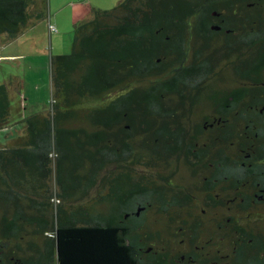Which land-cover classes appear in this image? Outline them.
Masks as SVG:
<instances>
[{
    "label": "trees",
    "instance_id": "16d2710c",
    "mask_svg": "<svg viewBox=\"0 0 264 264\" xmlns=\"http://www.w3.org/2000/svg\"><path fill=\"white\" fill-rule=\"evenodd\" d=\"M252 1L121 0L93 9L74 25L73 52L50 58V114L26 115L21 127L10 123V84L0 85V128H10L0 143V264H155L140 252V234L156 218L157 191L169 189L159 177L169 178L171 156L181 153L155 144L160 135L172 138L169 125H159L171 123L174 107L203 105L202 96L190 101L198 85L190 62L201 69L203 51L213 49L234 58V37L217 35L216 23L225 16L235 27L242 15L248 32ZM45 5L0 0V36L15 39L46 19ZM248 45L233 80L215 79L234 72L210 62L205 90L226 129L237 122L243 139L257 133L264 144V44L253 54Z\"/></svg>",
    "mask_w": 264,
    "mask_h": 264
},
{
    "label": "flooded vegetation",
    "instance_id": "af4514ba",
    "mask_svg": "<svg viewBox=\"0 0 264 264\" xmlns=\"http://www.w3.org/2000/svg\"><path fill=\"white\" fill-rule=\"evenodd\" d=\"M249 7L248 32L241 26L242 21L248 24L242 15L235 18V27L227 26L225 16L216 23L217 35L234 37V58L229 51L213 49L203 51L201 69L190 62L191 78L198 84L190 101L202 96L203 105L174 107L171 123L159 125L160 130L169 125L172 138L160 135L155 144H170L181 153L171 156L169 178L159 177L169 189L157 191L156 218L140 234V252L154 257L155 264H264V144L257 133L243 139L237 122L226 129L222 108L209 110L205 90L209 69L213 73L210 62L219 73L234 72L213 73L215 79L233 80L245 40L252 54L258 43L264 44V1L253 0ZM257 77L254 73L252 80ZM226 110L241 113L236 107Z\"/></svg>",
    "mask_w": 264,
    "mask_h": 264
},
{
    "label": "rangeland",
    "instance_id": "374dc122",
    "mask_svg": "<svg viewBox=\"0 0 264 264\" xmlns=\"http://www.w3.org/2000/svg\"><path fill=\"white\" fill-rule=\"evenodd\" d=\"M78 1L80 0H46V14L47 17L52 16L53 22L58 27V32L51 35H44L42 32L44 30V26L48 22L47 19L43 21V24L39 25L38 29L31 32L23 43L26 44L29 52L28 59H23L21 63H18L15 58H0V84L2 82H9L10 80H16L12 74L19 75L24 80H26L27 89L23 91L22 94H19L18 98L27 97L28 105L26 109L25 115H31L33 113H37L38 111L44 112V114H50L51 112V102H52V79H51V60L49 71L47 66L45 65V60L38 59L36 53L38 49L42 48V45H45L48 55L51 57L56 55H68L73 52V43L75 38V26L73 24V20H70V14L73 11V6L79 4ZM82 2L86 7H88V13L91 17L93 9H102V10H112L115 8L121 0H83ZM74 3H76L74 5ZM48 24V23H47ZM43 28V29H42ZM49 34V33H48ZM44 35V39H43ZM33 46V47H32ZM34 48V53H33ZM3 55H10L11 51H2ZM46 54V52H45ZM33 55H34V62H33ZM35 63L32 68L28 67L29 64ZM44 62V64H43ZM11 72V73H10ZM6 75V76H5ZM10 89V93L16 94L21 93L20 86L18 83H12ZM25 93V94H24ZM25 96H24V95ZM17 100L13 99V103H16ZM24 102V99L21 100ZM37 102V104H35ZM109 103L107 102L101 103V105H106ZM24 114L20 113L17 108H14L13 115L10 117V123L17 122V126L21 127L20 120L25 116ZM80 117H84L88 119V113L81 112ZM10 128H0V143L5 142ZM11 130L15 133V128L12 127ZM56 156L53 155V159ZM111 165L107 167V169L102 173V176L109 174L111 171ZM99 189H102L101 187ZM91 195L94 197H98V188L92 190ZM90 198H84L81 201H87ZM95 199V200H96ZM102 207V205H100ZM104 208V207H102ZM106 206L104 209H107ZM120 261L123 259L120 257ZM115 262V261H114Z\"/></svg>",
    "mask_w": 264,
    "mask_h": 264
},
{
    "label": "crops",
    "instance_id": "0c3cea01",
    "mask_svg": "<svg viewBox=\"0 0 264 264\" xmlns=\"http://www.w3.org/2000/svg\"><path fill=\"white\" fill-rule=\"evenodd\" d=\"M82 2H85L83 0L78 1L79 4L75 5L76 3H74L75 6H73V11L70 14V20H73V24L75 25L77 22L88 19L89 18V11H88V7H86L84 4H82ZM47 19V23L46 25L43 27V34L44 35H51V37H53V34L58 32V27L57 25L53 22V18L52 16H49L46 18ZM45 20V19H44ZM40 21L32 26H30L29 28H27L19 37L15 38V39H9L8 37H6L5 35H1L0 36V58H9V57H13L15 58V60L18 63H21L23 59H28L29 57V52H28V48L26 46L25 43H23V41H25V38H27V36L38 29L39 25L43 24V21ZM54 25L57 28L56 32H51L50 30V25ZM42 28V29H43ZM49 33V34H48ZM44 35H43V39H44ZM33 47V46H32ZM11 51V53H9L10 55H3L1 52L2 51ZM46 52V54H45ZM33 53H34V48H33ZM36 56L38 59L45 60V65L48 68L49 71V66H50V56L48 55L47 49L45 47V45H42L41 49H38V52L36 53ZM1 61V60H0ZM33 62H34V55H33ZM35 63H32L28 65V67L32 68L34 66ZM44 64V62H43ZM11 73V72H10ZM6 76V75H5ZM13 77H15L16 80L12 81V83L16 84L18 83V85L20 86V91L21 93L16 94V96L14 95V93H10V91L8 90V103H6L7 109H9L10 113H12L14 111V108H17L20 113L22 114H26V109H27V105H28V99L27 97H21L18 98L19 94H22L24 89L26 91L27 89V85H26V80H24L22 77H20L19 75L16 74H12ZM7 82V81H6ZM4 82H2L1 84H3ZM10 84V89L11 88V82H7ZM0 84V85H1ZM15 98V100H17L16 103H13V99ZM24 99V102H21V100ZM35 104H37V102H35ZM1 107V106H0ZM24 114V115H25ZM26 116V115H25Z\"/></svg>",
    "mask_w": 264,
    "mask_h": 264
},
{
    "label": "built area",
    "instance_id": "2783aa9c",
    "mask_svg": "<svg viewBox=\"0 0 264 264\" xmlns=\"http://www.w3.org/2000/svg\"><path fill=\"white\" fill-rule=\"evenodd\" d=\"M50 30L51 32L57 31V28L54 25H50Z\"/></svg>",
    "mask_w": 264,
    "mask_h": 264
}]
</instances>
